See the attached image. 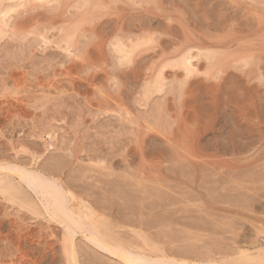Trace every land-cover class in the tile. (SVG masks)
Returning a JSON list of instances; mask_svg holds the SVG:
<instances>
[{
    "label": "rangeland",
    "instance_id": "1",
    "mask_svg": "<svg viewBox=\"0 0 264 264\" xmlns=\"http://www.w3.org/2000/svg\"><path fill=\"white\" fill-rule=\"evenodd\" d=\"M27 1H0V163L31 167L51 181L56 178L54 182L94 210L88 215L110 225L114 237L134 246L139 242L145 252L163 249L179 258L197 254L230 261L228 255L235 256V251H262L264 0H52L50 5ZM7 13L13 16L10 20ZM167 16L174 21H166ZM143 23L149 24V31L139 30ZM156 24L164 26L165 36L164 30L163 37L154 30L159 34L153 35L155 48L145 40L132 63L122 65L114 52L116 38H147ZM167 25L174 27V36ZM171 40L182 49L195 46L194 53L200 45L222 49L220 56L228 59L222 63L227 70H222L234 80L221 72L227 79L224 85H236L240 79L248 90L243 93L239 80L231 89L242 90L234 94L229 83L224 87L219 81V70L208 73L203 67L206 77L200 73V79L194 75L197 80L190 82L196 81L200 89L186 84V91L195 93L193 99L190 92L180 91L186 87L180 84L183 71L168 68L167 79L176 73L180 85L173 88L177 83H172L171 74L164 92L144 99L145 85L161 68V57L176 49ZM212 83L224 89L217 87L218 92ZM212 88L215 95L210 94ZM230 90L236 98L249 93L253 99L237 98L241 108L236 112ZM247 144L252 147L245 150ZM14 181L39 210L0 193V264H15L25 257L23 252L34 264H69L70 233L47 217L40 195L25 182ZM113 181L123 189L114 188ZM82 234L74 237L81 264H121ZM239 255L237 260L243 257Z\"/></svg>",
    "mask_w": 264,
    "mask_h": 264
},
{
    "label": "bare ground",
    "instance_id": "2",
    "mask_svg": "<svg viewBox=\"0 0 264 264\" xmlns=\"http://www.w3.org/2000/svg\"><path fill=\"white\" fill-rule=\"evenodd\" d=\"M1 1V0H0ZM12 1H14V0H12ZM16 1V0H15ZM18 1V0H17ZM27 1V0H26ZM36 1H38V2H41L42 4L43 3H49L48 5H50V3H52V0H36ZM24 2V1H23ZM31 2V1H30ZM27 3H28V1H27ZM20 4V3H19ZM1 5V4H0ZM18 5V4H17ZM23 6H24V4H22ZM82 5H84V4H82ZM86 5V4H85ZM12 6H14V5H12ZM9 7V6H8ZM5 9H9V8H5ZM4 9V10H5ZM13 10V9H12ZM3 11V10H2ZM14 12V11H13ZM2 13H4V12H2ZM191 14H194V13H191ZM201 14V13H200ZM4 16V15H3ZM2 16V17H3ZM6 17H7V19L8 20H10L11 19V17H13V16H11V14H6L5 15ZM202 17V16H201ZM5 18V17H4ZM209 18V17H208ZM169 19H171V21H169ZM168 19V16L166 17V21H169V22H172V21H174V20H172L173 18H169ZM1 21H3V20H1ZM5 22H6V20H4ZM139 22V21H138ZM8 23H9V21H8ZM163 23V22H162ZM2 24V23H1ZM221 24V23H220ZM219 24V25H220ZM227 24V23H226ZM3 25H4V23H3ZM147 25H149V24H145V26H147ZM163 25H165V23L163 24ZM163 25H161V29L159 28V26L157 27V24H156V26H154V27H157L156 29H154V27L150 30V31H152V35L150 34V33H146V35L145 36H147V35H149V37H144V36H142L141 38L139 37V36H141V35H133V38L134 37H139L138 39H133L132 37H127L128 39L126 40V39H124V38H122V37H119V38H116L117 40H115V42H114V52H116V54L118 55V57H119V60H120V63L121 62H125L126 64L127 63H130L132 60H133V58L134 57H136V55H138L139 54V51H140V49H138L141 45V47H143V44H146L147 42V45H152L154 48H155V44L157 43V42H155L156 40H155V36H157V37H159V34H157V33H160V35L162 36V32H163V34L165 33V28H163L162 29V27H164ZM223 25V24H222ZM144 26V23H143V26H142V24H141V27L139 26V28H137V30L139 29V30H142V31H144L145 32V29H146V27ZM169 26H170V28H169ZM167 25V26H165V27H167V28H169V34H170V31H172L171 33H173V34H175L174 32H175V29H173L174 27H171V25ZM231 26V25H230ZM147 27H149V26H147ZM225 27V26H224ZM232 27V26H231ZM1 28V27H0ZM150 28H151V24H150ZM172 28V29H171ZM227 28V27H226ZM234 28V27H233ZM1 29H3V28H1ZM121 29V28H120ZM160 30L159 32L157 31V30ZM225 29V28H224ZM237 29V28H236ZM239 29V28H238ZM146 30H148V28L146 29ZM154 30H156L157 31V33L154 31ZM162 30H164V31H162ZM215 30V29H214ZM232 30V29H231ZM242 30V29H241ZM149 31V30H148ZM162 31V32H161ZM166 31V32H167ZM176 31H177V29H176ZM222 31V30H221ZM1 32H3V31H1ZM5 32V31H4ZM3 32V33H4ZM129 33H130V31H128ZM137 32H139V31H137ZM154 32H155V36H153L154 35ZM240 32V31H239ZM139 33H141V32H139ZM241 33V32H240ZM119 34V33H118ZM145 34V33H144ZM166 34H168V33H166ZM168 34V35H169ZM172 34V35H173ZM114 35H117V34H114ZM167 35V36H168ZM171 35V34H170ZM169 35V36H170ZM171 35V36H172ZM0 36H2V35H0ZM153 36V37H152ZM163 36H165V34L163 35ZM162 36V37H163ZM174 36V35H173ZM114 37V36H113ZM125 37V38H126ZM144 37V38H143ZM130 38V39H129ZM132 38V39H131ZM144 39V40H143ZM158 39V38H157ZM145 40H147V42L145 41ZM155 40V41H154ZM160 40V39H159ZM155 42V44H154V42ZM172 41V40H171ZM174 41H177V39L176 40H174ZM144 42H146V43H144ZM150 42H152L151 44H150ZM170 42V41H169ZM168 43V42H167ZM172 43V46L174 47V46H176V49L174 48V50H175V52H174V50H171V52H167V54L168 53H171V54H168V55H166L165 54V52H163L165 55L163 56V57H161V60H162V62L160 63V65H159V62H158V65L161 67H159L158 66V68H160V69H157L156 68V70H155V72L156 71H158L157 73H156V75H152L151 77V79H149V81H147L148 83H146V85H145V89H144V94H143V96H144V99H146L148 96H151V95H153V93H157V92H164L165 90H164V88L166 87L167 88V81H168V79L170 80L171 78H172V75H174L173 76V78H172V80L174 79V77H176V78H178V72L179 71H183V72H181L182 73V76L181 75H179V76H181V77H179L181 80H182V82L180 83L183 87L186 85V84H192V83H190L191 81H192V79H193V81L194 80H197L195 77H197V75L199 76V75H203L204 74V76L206 77V75L205 74H207L206 72H204V68L207 70V72L209 73V71L211 70V71H213L214 72V69H217V70H219V71H217V72H219V73H223V75H224V73H225V71L227 70V69H225V68H223L222 66H224L225 65V63H224V61H226V60H228L227 59V56L226 55H222L223 57H221L220 55V53H223L224 51L222 50V49H220V50H218V48H217V51H216V49H214L215 47H213V48H211V47H208V48H205V47H203V48H205V49H207V50H205V49H203L202 48V46H201V49H198V47H200V46H197L196 48H197V53H194L193 51L195 50V46H190V49L191 50H189V47L187 48V46L186 47H184L185 49H182L181 48V43L179 44V42H177L178 44H176L175 43V45H174V43H173V41L171 42ZM154 44V45H153ZM161 44H163V43H161ZM182 44H183V42H182ZM178 45H180V46H178ZM163 46H164V44H163ZM163 46H162V48H163ZM183 46H185V44H183ZM211 48V49H210ZM169 49V48H168ZM168 49H167V51H168ZM179 49H181V50H179ZM194 49V50H193ZM210 49V50H209ZM212 50V51H211ZM215 52H214V51ZM138 51V52H137ZM165 51V50H164ZM222 51V52H221ZM69 52V51H68ZM217 52H219V53H217ZM137 53V54H136ZM225 56V57H224ZM202 58H203V60L205 61V62H207V65L206 66H204V64L202 65ZM223 58V59H222ZM201 59V60H200ZM117 60H118V58H117ZM223 60V62H221V61ZM123 63H121L122 65H124ZM132 63V62H131ZM224 65H223V64ZM246 64L244 65V66H246V65H248V63L247 62H245ZM128 65V64H127ZM243 66V65H242ZM241 66V67H242ZM204 67V68H203ZM226 67V66H225ZM241 67L239 66L238 68H240L241 69ZM168 68H171V70H173L174 71V69H176L177 70V72L176 73H178L177 75H176V73H172L171 72V74H169L168 75V79H167V74L166 73H168ZM202 68H203V71H202ZM222 68L225 70L224 72H223V70H222ZM236 69H237V67H235ZM167 70V72L165 73V71ZM175 70V71H176ZM205 70V71H206ZM238 70V69H237ZM242 70V69H241ZM174 71V72H175ZM170 73V72H169ZM201 73V74H200ZM210 73H212V72H210ZM215 73H216V71H215ZM222 73H221V76H220V74H219V76L221 77V80H219L220 78H218L217 80H219L221 83H223L225 80H227V79H225V77L223 78L222 77ZM227 73V72H226ZM226 73H225V75H226ZM154 74V73H153ZM214 74V73H213ZM194 75H196L195 77H193L192 78V76H194ZM215 75V74H214ZM224 75V76H225ZM171 78H170V77ZM210 76L212 77V74L211 75H209L208 74V76H207V78L209 79L210 78ZM227 77L229 76V80L228 81H232L231 79H233L232 78V74H228L227 73V75H226ZM230 76H231V78H230ZM233 76H234V74H233ZM237 76V75H236ZM226 77V78H227ZM235 77V76H234ZM237 77H240V76H237ZM174 79L173 80V82L172 83H179V81L177 80V79ZM178 78V79H179ZM192 78V79H191ZM198 78V77H197ZM200 78H201V76H200ZM200 78H198V79H200ZM203 78V77H202ZM179 79V80H180ZM191 79V80H190ZM207 79V80H208ZM213 79H215L216 80V78H213ZM236 79V78H235ZM260 79H262V78H260ZM240 80V79H239ZM239 80H238V82H236L235 81V83H237V84H239V83H241V82H239ZM263 80V79H262ZM175 81V82H174ZM189 81V82H188ZM198 81H200V80H198ZM226 82V84L227 85H229L230 83L229 82ZM170 82V83H171ZM196 82V81H195ZM193 83L194 84V89L193 90H195V88H196V86H198V85H196L197 83ZM205 82V79H203V83ZM209 82H210V79H209ZM232 82H234V80L232 81ZM252 82V81H251ZM169 83V82H168ZM174 84L176 87H174V85H173V88H177L178 86L177 85H180V84ZM199 83V82H198ZM201 83H202V80H201V82L199 83V86L201 87L202 86V88H203V85H201ZM202 83V84H203ZM207 83V82H206ZM221 83H220V85H221ZM225 83V82H224ZM224 83L222 84V85H224ZM229 83V84H228ZM205 84V83H204ZM210 84V83H209ZM209 84H207V85H209ZM216 84V83H215ZM226 84L224 85V87L226 86ZM237 84L236 85H234L233 83H231L229 86H228V88L229 89H231V88H234V86H236L237 87ZM242 84H243V86L244 85H246V83L244 82H242ZM171 84H169V87H171L172 88V86H170ZM206 85V86H207ZM212 85V86H211ZM210 85V87H213V88H217V87H219L220 85L218 84V85H214L213 83ZM214 85V86H213ZM233 85V86H232ZM182 86H180V87H182ZM205 86V87H206ZM230 86H232V87H230ZM239 86H241V85H239ZM248 86V85H247ZM169 87H168V89H169ZM179 87V90L181 89ZM182 87V88H183ZM190 86H188V88H189ZM210 87H208V88H210ZM165 88V89H166ZM172 88V89H173ZM185 89H181L180 91H183V93H184V95H185V92H186V95H187V92H190V94H191V91H193L192 89H187V91H186V88H187V85H186V87H184ZM191 88V87H190ZM207 88V87H206ZM212 88V90H214L213 92H212V90L211 89H209V91H211V93L210 94H214V92L216 91V89H213ZM219 88H221V87H219ZM219 88H217L219 91L218 92H221L222 91V89H224V88H221V91H220V89ZM250 88V87H249ZM167 89V90H168ZM196 89H200V88H196ZM227 89V88H226ZM236 89V88H235ZM234 89V92L236 91V92H238V93H240L239 92V90L238 89H241V88H237V90H235ZM244 89H245V91L243 92V93H245L246 92V89L248 90V88H246L245 86H244ZM185 90V91H184ZM189 90V91H188ZM191 90V91H190ZM232 90V92H233V89H231ZM231 90H230V92H231ZM242 90V89H241ZM251 90V89H250ZM208 91V90H207ZM227 91H229V90H227ZM195 92V91H194ZM196 92H198V91H196ZM217 92V91H216ZM230 93V94H232V96H233V93ZM252 92H254V91H252ZM169 93V92H168ZM182 93V92H181ZM182 93V94H183ZM227 93V92H226ZM193 95L195 94V93H192ZM192 94H191V96L190 97H192ZM198 94V93H197ZM221 94V93H220ZM235 94V93H234ZM248 94V95H247ZM256 93H254V95H255ZM215 95V94H214ZM213 95V96H214ZM217 95V94H216ZM237 95V94H236ZM247 96V97H245V98H248L250 95H252V94H249V93H246V94H244V95H242V96ZM253 95V96H254ZM231 96V98L233 99V97H235V95L232 97ZM238 96H240L241 97V99L243 98L240 94L238 95ZM240 97H237V98H240ZM256 97V96H255ZM193 99H194V97H192ZM228 98V97H227ZM231 98H230V100H231ZM236 98V97H235ZM237 98H236V100H232V102L234 101H236L237 102V104H233L232 103V105H235L236 107H235V111L237 112V109L238 108H241V102L240 101H237ZM245 98H243L244 100L243 101H249V99L250 98H252L253 99V97H251L250 96V98L249 99H245ZM257 98V97H256ZM261 98H263V97H261ZM212 99H213V97H212ZM216 99V98H215ZM218 99V98H217ZM227 100V99H226ZM191 101V100H190ZM196 101H197V99H196ZM195 101V102H196ZM260 101V100H259ZM191 102H193V101H191ZM212 102V101H211ZM214 102V101H213ZM230 103L229 104H231V101H229ZM250 102H251V100H250ZM256 102V101H255ZM188 103V102H187ZM217 103V102H216ZM219 103V102H218ZM240 103V104H239ZM194 103H192V105H193ZM215 104V103H214ZM228 104V105H229ZM255 104V103H254ZM188 105V104H187ZM186 105V106H187ZM210 105V104H209ZM226 105V104H225ZM240 105V107H237V106H239ZM9 107V106H8ZM191 107V106H190ZM190 107H188V109L190 108ZM213 107V106H212ZM219 107V106H218ZM230 107V106H229ZM232 107V106H231ZM234 107V106H233ZM186 108V107H185ZM194 108V107H193ZM192 108V109H193ZM9 109V108H8ZM216 109H217V107H216ZM187 110V109H186ZM196 110V109H195ZM213 110H214V108H213ZM19 111V110H18ZM192 111V110H191ZM215 111V110H214ZM235 111H233L234 113H236ZM238 111H239V109H238ZM9 112V111H8ZM217 112V111H216ZM240 112H242V111H240ZM194 113V112H193ZM8 114V113H7ZM10 114H11V112H10ZM186 114V113H185ZM216 114V113H215ZM243 114H245V113H243ZM242 114V116H244ZM191 115V114H190ZM217 115V114H216ZM236 115H237V113L234 115L235 117H236ZM239 115V114H238ZM188 116V115H187ZM213 116H214V114H213ZM246 116V115H245ZM246 118H247V116H246ZM241 121V120H240ZM239 120H238V124H239V122H240ZM247 122V121H246ZM236 124V123H235ZM238 124H236L237 126H239ZM242 123L240 122V130L242 129V125H241ZM247 125V124H246ZM247 126H249V124L247 125ZM244 129L245 128H247L248 130H249V128L248 127H245V125H244V127H243ZM237 129V128H236ZM247 129H245L247 132H248V134H250V135H248V137L250 136V137H253L252 135H251V131H250V133H249V131L247 130ZM237 130H239V129H237ZM236 130V131H237ZM243 130V129H242ZM250 130H252V128H250ZM244 132V131H243ZM252 132H254V130H252ZM242 133V132H241ZM240 133V134H241ZM256 133V132H255ZM202 134V133H201ZM230 134V133H229ZM239 134V133H238ZM246 134V133H245ZM254 134V133H253ZM230 135H232V134H230ZM258 135V134H257ZM234 137L236 136V135H233ZM239 136V135H238ZM158 138V137H157ZM240 138H241V136H240ZM259 138V137H258ZM199 139H200V137H199ZM230 139H232V138H230ZM247 139H249V138H247ZM250 139H252V138H250ZM234 140V139H233ZM232 140V142H235V141H238V140H235V141H233ZM242 140V139H241ZM200 141V140H199ZM231 141V140H230ZM248 141V140H247ZM258 141V140H257ZM256 142V141H255ZM249 143H252V145H253V143L254 142H249ZM201 144V143H200ZM200 144H198V145H200ZM218 145H219V143H218ZM232 144H230V147L233 149V147L231 146ZM235 145H236V147H237V145L238 144H236L235 143ZM234 145V146H235ZM251 145V144H250ZM252 145H251V147H252ZM222 146V145H221ZM229 146V145H228ZM196 147H197V145H196ZM245 147V150H247V148L249 149V147H248V144H247V147L246 146H244ZM243 147V148H244ZM250 147V148H251ZM235 148V147H234ZM222 149H223V147H222ZM231 149V150H232ZM237 150V149H236ZM222 151V150H221ZM234 151V153H236L235 152V150H233ZM161 153V152H160ZM163 153V152H162ZM156 154V153H155ZM157 155V154H156ZM164 155V154H163ZM199 156V155H198ZM59 157H61V156H59ZM34 158V157H33ZM201 158V157H200ZM203 158V157H202ZM202 158H201V160H202ZM204 159V158H203ZM255 159V158H254ZM59 160V159H58ZM56 161V160H55ZM38 163V162H37ZM209 163V162H208ZM201 164V163H200ZM203 164H205V163H203L202 162V165ZM256 164V163H255ZM12 165V166H11ZM11 165H9L8 164V162H1L0 163V193L3 195H5L7 198H14V199H16L17 200V202H19V203H21V204H23V205H25V206H27L28 208H30L31 210H39V206H38V204H36V206H37V208H36V206H34L35 205V203L36 202H33L34 203V205H32V204H30V201L27 199V197L25 196V194H24V192H23V188L22 187H19V186H21L20 184H18V181H17V179L19 180V181H21V182H25L24 183V186H25V184H26V186H28L30 189H33L32 190V193L34 192H36L38 195H40L41 196V198H42V200H43V204L41 205L43 208H45V213H47L48 214V216L47 217H51L53 220L55 219L58 223H59V226L60 227H62V228H64V230H66L67 232H68V234L69 235H71V239H70V241H68L67 243H69L70 245L68 246V248H69V250H67V251H69V256L68 257H70L69 259H68V261H69V264H81L80 263V261H79V253H78V251H77V248L78 247H76V245H75V243H74V237H75V235H77V232H82V233H84V235L82 234V237H84L85 239H89L93 244V246H97L98 248H101V250L103 251V252H106V253H108L110 256H112L115 260H117L119 263H121V264H264V247L262 248V251L260 250L261 248H259V250L257 251V254H256V251H255V254L256 255H251V253H250V251H247V250H240V251H238L242 256V258H240L239 260H237L238 258H236V256H240L239 255V253H237V251H235L236 253H234V254H236L235 256H233V255H228V256H231V257H234V261L232 260L233 258H231V257H229V259H231L230 261L228 260H223V259H225V258H223V259H205V257H197V254H196V256L194 257V256H192L191 254H188V256L190 257V258H187L188 256L186 255V254H184V255H181L182 257L181 258H179L180 256H177V253H175V255L172 253V252H164L163 251V249H162V251L160 250V252H158V253H150V252H145V248H143V246L140 244V246H139V242H138V244H136L137 242H133V243H135L137 246H134V245H132V244H129V243H126V242H124V241H120V240H118L116 237H114V235L111 233V228L109 227L110 225L107 223H105L106 221L104 220H101V219H99L96 215H95V217H93V216H90V215H88L87 214V212L89 211V212H94V210H92L91 209V207L89 206V205H87L86 204V206H83L82 205V201H80L79 199H77L76 198V196H75V194L74 193H72V191L70 192V191H65L64 190V188L66 187H64V188H62V186L60 187L59 186V184H57L56 182L57 181H59V180H57L56 178L54 179V181H56V182H54L53 181V179H52V181H51V179L49 180L48 178H47V176L45 177V176H43L44 174H42V171H41V173L39 172V174L37 173L38 171L36 170H33V169H30L29 168V166H28V168H29V170L28 169H26V167L25 168H23L22 166V168H19V165L17 164V166H16V164H11ZM13 165L14 166H16V167H13ZM28 165V164H27ZM50 165V164H49ZM53 165V164H52ZM173 165V164H172ZM182 165V164H181ZM209 165V164H208ZM245 165V164H244ZM60 166V165H59ZM204 166V165H203ZM47 167V166H46ZM49 167V166H48ZM97 167V166H96ZM182 167V166H181ZM205 167V166H204ZM60 168V167H59ZM126 168V167H125ZM183 168V167H182ZM190 168V167H189ZM114 169V168H113ZM168 169V168H167ZM31 170H33L32 172H31ZM90 170V169H89ZM44 171H46V170H43V172ZM94 171H96L95 169H94ZM112 171H114V170H112ZM111 171V172H112ZM36 172V173H35ZM46 174H48L47 172H45ZM107 174L109 173V172H106ZM42 174V175H41ZM51 175H53V174H50L49 176H51ZM99 175V174H98ZM118 175V174H117ZM93 176V175H92ZM107 176V175H106ZM121 176V175H120ZM53 177V176H52ZM51 177V178H52ZM118 177V176H117ZM123 177H125V176H123ZM16 179V182H17V184L19 185H16L15 184V180ZM65 180V179H64ZM97 180V179H96ZM99 180V179H98ZM97 180V181H98ZM103 180V179H102ZM119 180V179H118ZM75 181V180H74ZM115 181H117V180H115ZM115 181H113V182H115ZM126 181V180H125ZM21 182H19V183H21ZM62 182V181H61ZM60 182V184H62ZM99 182V181H98ZM102 182H104V181H102ZM111 182V181H110ZM119 182V181H118ZM118 182L116 183L117 185H113L114 183H110V186H111V188H113L112 187V185L114 186V188H116V189H119L118 187H120L121 189H123L122 188V186H123V184H118ZM122 181H120V183H121ZM125 183V182H124ZM127 183V182H126ZM74 184V183H73ZM112 184V185H111ZM64 185V184H63ZM120 185H122V186H120ZM144 185H146V184H144ZM23 186V185H22ZM117 186V187H116ZM136 186V185H135ZM25 188V187H24ZM66 188H68V187H66ZM126 188V187H125ZM27 189V188H26ZM29 189V190H30ZM84 189V188H83ZM25 190V189H24ZM28 190V189H27ZM70 190V189H69ZM73 190V189H72ZM115 190V189H114ZM130 190H132V189H130ZM136 190V189H135ZM80 191V190H79ZM117 192V191H116ZM128 192V191H127ZM77 193V192H76ZM123 193V192H122ZM27 194H29V192L27 193ZM36 194V195H37ZM96 194V193H95ZM129 194V193H128ZM35 195V196H36ZM30 198H31V196H30ZM38 198V197H37ZM36 198V199H37ZM40 198V197H39ZM31 199H33V198H31ZM81 199H83L82 197H81ZM10 200V199H9ZM38 200V199H37ZM99 200V199H98ZM32 201H34V200H32ZM39 201V200H38ZM96 201V200H95ZM40 202H42V201H39V203ZM18 204V203H17ZM85 205V204H84ZM82 209H85V210H82ZM41 210V209H40ZM41 212H42V210H41ZM44 212V211H43ZM95 214V213H94ZM50 220V219H49ZM54 220V222L57 224V222ZM50 222H51V220H50ZM53 222V221H52ZM62 225V226H61ZM58 226V227H59ZM113 226V225H112ZM114 227V226H113ZM116 227V226H115ZM120 229V228H119ZM115 231V230H114ZM81 234V233H80ZM85 234H87V235H85ZM135 234V233H134ZM66 235V234H65ZM136 235H137V233H136ZM142 235V234H141ZM141 235H138V236H141ZM20 237V236H19ZM142 237H143V235H142ZM144 238V237H143ZM142 238V239H143ZM145 239V238H144ZM88 240V241H89ZM147 240H149V239H147ZM20 241V240H19ZM89 241V242H90ZM91 244V243H90ZM142 246V247H141ZM32 247H34V246H32ZM67 248V249H68ZM149 248V247H148ZM19 249H21V248H19ZM79 249V248H78ZM82 250V249H81ZM257 250V249H256ZM22 251V250H21ZM33 251V250H32ZM48 251H51V250H48ZM181 252V251H180ZM186 252V251H185ZM193 252V251H192ZM248 252H249V254H248ZM50 253H52V252H50ZM54 253V252H53ZM68 253V252H67ZM172 253V254H171ZM187 253V252H186ZM193 253H195V252H193ZM232 253V252H231ZM28 253H25V252H23L22 253V255H21V257L22 256H27L26 258L28 259L29 257V255H27ZM178 254H179V252H178ZM238 254V255H237ZM253 254V253H252ZM17 255V254H16ZM37 255V254H36ZM42 255V254H41ZM47 255V254H46ZM180 255V254H179ZM191 256L193 257V258H191ZM19 258L16 262H14L15 264H34V262H33V260H31V259H26V258ZM45 257V256H44ZM67 257V258H68ZM178 257V258H177ZM184 257H186V258H184ZM197 257V258H196ZM15 258V257H14ZM35 258V257H34ZM236 258V259H235ZM26 259V261H23V260H25ZM36 259V258H35ZM228 259V258H227ZM13 262V261H12ZM37 262V261H36ZM103 262V261H102ZM38 263V262H37ZM8 264V263H7ZM10 264H12V263H10ZM36 264V263H35Z\"/></svg>",
    "mask_w": 264,
    "mask_h": 264
}]
</instances>
